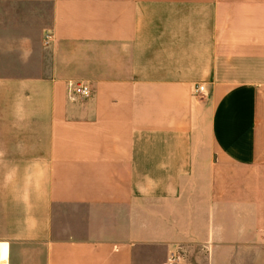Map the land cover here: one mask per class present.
Masks as SVG:
<instances>
[{
  "label": "crops",
  "instance_id": "1",
  "mask_svg": "<svg viewBox=\"0 0 264 264\" xmlns=\"http://www.w3.org/2000/svg\"><path fill=\"white\" fill-rule=\"evenodd\" d=\"M177 259L264 264V0H0V264Z\"/></svg>",
  "mask_w": 264,
  "mask_h": 264
},
{
  "label": "built area",
  "instance_id": "2",
  "mask_svg": "<svg viewBox=\"0 0 264 264\" xmlns=\"http://www.w3.org/2000/svg\"><path fill=\"white\" fill-rule=\"evenodd\" d=\"M46 38L48 39V35H47ZM69 92H70V94L72 96L78 97V98H81V99H86L91 94V90H90L89 86L86 85V84H81V83L70 84ZM194 94L195 95L204 94V87L203 86L195 87Z\"/></svg>",
  "mask_w": 264,
  "mask_h": 264
},
{
  "label": "rangeland",
  "instance_id": "3",
  "mask_svg": "<svg viewBox=\"0 0 264 264\" xmlns=\"http://www.w3.org/2000/svg\"><path fill=\"white\" fill-rule=\"evenodd\" d=\"M183 260H184V259H177V262H175L174 264H184V263H183Z\"/></svg>",
  "mask_w": 264,
  "mask_h": 264
}]
</instances>
